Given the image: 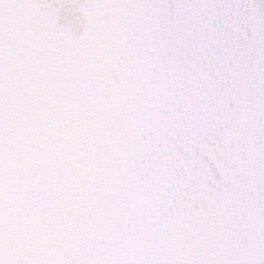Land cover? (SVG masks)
<instances>
[{
  "label": "snow or ice",
  "instance_id": "1",
  "mask_svg": "<svg viewBox=\"0 0 264 264\" xmlns=\"http://www.w3.org/2000/svg\"><path fill=\"white\" fill-rule=\"evenodd\" d=\"M0 264H264V0H0Z\"/></svg>",
  "mask_w": 264,
  "mask_h": 264
}]
</instances>
